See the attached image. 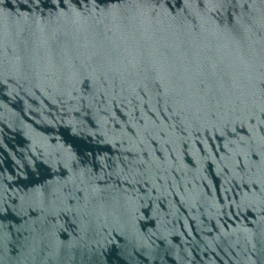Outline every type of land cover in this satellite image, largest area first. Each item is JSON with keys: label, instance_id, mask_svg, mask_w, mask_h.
Instances as JSON below:
<instances>
[{"label": "water", "instance_id": "1", "mask_svg": "<svg viewBox=\"0 0 264 264\" xmlns=\"http://www.w3.org/2000/svg\"><path fill=\"white\" fill-rule=\"evenodd\" d=\"M0 264H264V0H0Z\"/></svg>", "mask_w": 264, "mask_h": 264}]
</instances>
